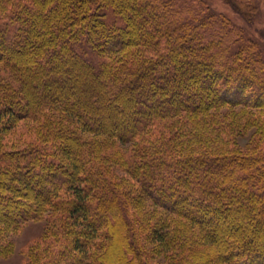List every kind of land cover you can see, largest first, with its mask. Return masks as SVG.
Listing matches in <instances>:
<instances>
[{"label": "trees", "instance_id": "trees-1", "mask_svg": "<svg viewBox=\"0 0 264 264\" xmlns=\"http://www.w3.org/2000/svg\"><path fill=\"white\" fill-rule=\"evenodd\" d=\"M0 70V134L31 130L0 138V257L49 214L29 264H264V51L244 27L206 0H0Z\"/></svg>", "mask_w": 264, "mask_h": 264}, {"label": "rangeland", "instance_id": "rangeland-1", "mask_svg": "<svg viewBox=\"0 0 264 264\" xmlns=\"http://www.w3.org/2000/svg\"><path fill=\"white\" fill-rule=\"evenodd\" d=\"M206 1L211 10L218 14L224 15L235 24L244 27L251 39L257 41L260 45H262L264 51V0H254L253 4L247 5L248 7L242 5L241 2H243L244 0ZM245 2H248V0H245ZM243 8L245 11L243 10ZM30 60L31 58L27 56L28 64ZM6 79L7 77L0 70V83ZM85 79L89 80L90 76H82V80ZM191 89L194 90L193 88ZM226 112L229 111H227V109H223L216 114L219 118H221L223 115H225ZM18 124L19 125L16 128L11 129L9 132H6L4 136L0 134V138L2 136L4 137L3 142H5L10 147L15 148L16 146L22 143H26L29 140V134L31 131L29 129L30 126L26 124L24 125L22 122ZM254 133H256V130L254 128L246 129L244 136L236 139L238 145L240 147H245ZM26 199L30 202L31 198L28 197ZM192 208L194 207H189L188 214L190 215L192 214ZM208 215L209 220L204 223V226L206 228L218 227L219 225L215 220L214 213H210ZM48 216L49 214L45 215V217L39 221H29L18 232L9 234L8 239L12 242L13 245L12 253L7 257H0V264H29L28 252L30 248L38 240L41 241V239H43L44 237L45 239H48L49 235L45 234L48 231L52 230V227L54 226L50 223V217ZM228 218L222 216V221L220 222H225V224H228L230 222ZM243 224L245 225L246 223L243 222ZM39 249H42V245ZM150 264H168V262L164 256L155 255L153 258H151Z\"/></svg>", "mask_w": 264, "mask_h": 264}]
</instances>
